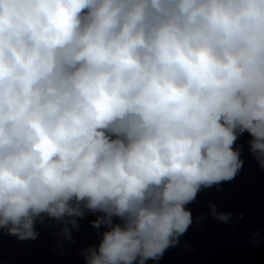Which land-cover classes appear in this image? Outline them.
Returning a JSON list of instances; mask_svg holds the SVG:
<instances>
[{"label":"clouds","instance_id":"clouds-1","mask_svg":"<svg viewBox=\"0 0 264 264\" xmlns=\"http://www.w3.org/2000/svg\"><path fill=\"white\" fill-rule=\"evenodd\" d=\"M245 132L264 169V0H0L9 235L48 219L71 240L90 211L106 230L85 264L157 261L236 177Z\"/></svg>","mask_w":264,"mask_h":264}]
</instances>
